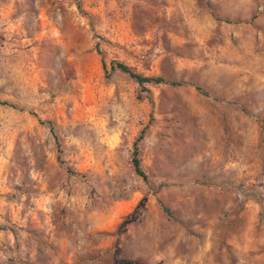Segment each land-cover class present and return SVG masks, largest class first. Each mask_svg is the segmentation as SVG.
I'll use <instances>...</instances> for the list:
<instances>
[{
  "label": "rangeland",
  "instance_id": "374dc122",
  "mask_svg": "<svg viewBox=\"0 0 264 264\" xmlns=\"http://www.w3.org/2000/svg\"><path fill=\"white\" fill-rule=\"evenodd\" d=\"M0 264H264V0H0Z\"/></svg>",
  "mask_w": 264,
  "mask_h": 264
},
{
  "label": "trees",
  "instance_id": "16d2710c",
  "mask_svg": "<svg viewBox=\"0 0 264 264\" xmlns=\"http://www.w3.org/2000/svg\"><path fill=\"white\" fill-rule=\"evenodd\" d=\"M105 67V66H104ZM115 68H117L118 70H120L121 72L127 74L131 79H133L137 84H139L142 88L144 84H161V83H165L164 79L161 77H143L135 72H133L129 67H127L124 64L121 63H117L115 64V67L112 66V70H114ZM171 85L173 86H177L178 84L176 83H172ZM144 89V88H143ZM1 104L4 105H9L12 106L10 104H8L7 102H1ZM48 125H51L50 122H47ZM50 130L52 131L53 128L52 126H49ZM144 135V130L140 133L139 137L137 138V140L135 141V143L133 144V152H132V166L134 169V172L141 177L142 179H146V175L143 172L141 165H140V159L138 157V145L137 143L142 140Z\"/></svg>",
  "mask_w": 264,
  "mask_h": 264
}]
</instances>
